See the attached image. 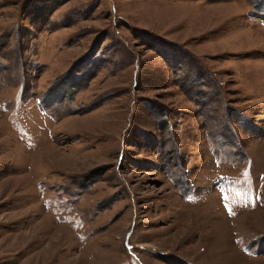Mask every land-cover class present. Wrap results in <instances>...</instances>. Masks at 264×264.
<instances>
[{"label": "rangeland", "instance_id": "obj_1", "mask_svg": "<svg viewBox=\"0 0 264 264\" xmlns=\"http://www.w3.org/2000/svg\"><path fill=\"white\" fill-rule=\"evenodd\" d=\"M0 264H264V0H0Z\"/></svg>", "mask_w": 264, "mask_h": 264}]
</instances>
